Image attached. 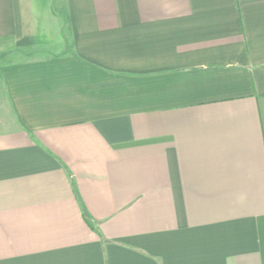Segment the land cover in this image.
I'll use <instances>...</instances> for the list:
<instances>
[{"label": "crops", "instance_id": "obj_1", "mask_svg": "<svg viewBox=\"0 0 264 264\" xmlns=\"http://www.w3.org/2000/svg\"><path fill=\"white\" fill-rule=\"evenodd\" d=\"M0 46V264H264V0H0Z\"/></svg>", "mask_w": 264, "mask_h": 264}, {"label": "rangeland", "instance_id": "obj_2", "mask_svg": "<svg viewBox=\"0 0 264 264\" xmlns=\"http://www.w3.org/2000/svg\"><path fill=\"white\" fill-rule=\"evenodd\" d=\"M0 47H3V46H0ZM8 48H10V47H6V48H3V49H0V53L2 52V54L3 55H1V56H3V57H5V59L6 58H8L10 55H8V53L7 52H9V50H8ZM7 55V56H6ZM2 59H4V58H2ZM1 114V113H0ZM1 116H2V114H1ZM3 119H4V117H2Z\"/></svg>", "mask_w": 264, "mask_h": 264}]
</instances>
